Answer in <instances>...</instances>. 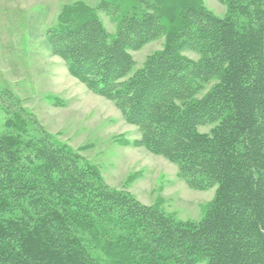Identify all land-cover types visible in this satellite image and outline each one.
<instances>
[{"label":"trees","instance_id":"obj_1","mask_svg":"<svg viewBox=\"0 0 264 264\" xmlns=\"http://www.w3.org/2000/svg\"><path fill=\"white\" fill-rule=\"evenodd\" d=\"M218 1L223 18L202 0L78 3L47 33L70 74L138 129L135 147L215 189L202 218L110 187L15 113L0 129V264H264V0ZM155 42L137 69L132 53Z\"/></svg>","mask_w":264,"mask_h":264},{"label":"rangeland","instance_id":"obj_2","mask_svg":"<svg viewBox=\"0 0 264 264\" xmlns=\"http://www.w3.org/2000/svg\"><path fill=\"white\" fill-rule=\"evenodd\" d=\"M202 2L217 16H226L227 8L218 0ZM78 3L92 9L101 0H0V129L21 114L30 130L48 132L79 153L85 164L98 168L110 187L124 189L146 206L162 201V208L181 220L201 219L215 189H191L177 166L135 147L138 129L52 55L47 33L66 7ZM100 17L109 34H115L110 14L101 12ZM161 46L155 42L133 52L137 69Z\"/></svg>","mask_w":264,"mask_h":264}]
</instances>
